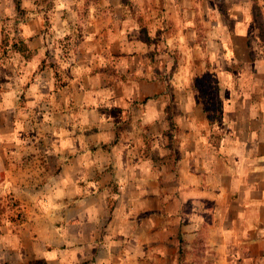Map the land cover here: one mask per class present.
Returning a JSON list of instances; mask_svg holds the SVG:
<instances>
[{
    "label": "crops",
    "instance_id": "0c3cea01",
    "mask_svg": "<svg viewBox=\"0 0 264 264\" xmlns=\"http://www.w3.org/2000/svg\"><path fill=\"white\" fill-rule=\"evenodd\" d=\"M135 1L141 9L147 0ZM97 6H87L92 25L60 19L48 34L14 25L8 40L11 25H0V193L21 213L0 215V264H180V225L197 264H264V40L248 34L252 19L224 22L206 40L204 72L215 74L221 106L211 126L181 78L165 103L164 86L142 64L151 43L163 46L168 33L180 43L194 31V11L180 8L183 25H162L155 40L154 25H95ZM12 10L0 0V16ZM66 36L71 54L60 48ZM46 46L62 81L49 67L36 70ZM109 59L133 65L122 70L127 79L151 78L136 85L141 93L150 85L157 100L132 103V85L93 73Z\"/></svg>",
    "mask_w": 264,
    "mask_h": 264
},
{
    "label": "rangeland",
    "instance_id": "374dc122",
    "mask_svg": "<svg viewBox=\"0 0 264 264\" xmlns=\"http://www.w3.org/2000/svg\"><path fill=\"white\" fill-rule=\"evenodd\" d=\"M12 2L13 10L11 14L9 15L8 13L6 15L4 13L3 16H0V25H11L10 29L7 26L3 27V38L8 40H14L17 37L18 31L14 25H44L45 34H48L50 25H60V19H63L64 25H92L91 15L88 14L87 9L89 2H93V4L100 3V6H97L95 10V25H154L149 33L153 35L157 31L156 40L163 33V30H161L163 29L162 25H166L167 29H175L176 32V28L173 25H183L184 17L186 15L188 17V13L180 11V8L184 10L191 8L194 11V31H184L185 37L181 35L180 43H178L179 40L174 35H169V33L165 35L163 46H159L161 41L158 42L159 45L151 43L152 50L149 52L148 61L142 63L144 67L148 68L149 73L154 75V79L158 80L159 78V81L164 86L165 92L163 95H159L158 98L162 96L165 103L173 101L171 89L175 84L179 83L180 78L181 84L184 85L185 89L191 88L194 91L193 77L204 73L205 67L208 65L207 51L211 46L208 47L206 40L210 37V32L215 33L218 25H224V22H226L233 28V25H235L233 20L237 17L252 19L253 22H249L251 25H247L248 34L253 37L258 36L260 40L263 39L260 27L264 26V0H178L177 3L176 0H147L142 4L141 9H138L135 0H87L86 2L85 0H70L68 1V10L63 8L64 0H12ZM176 12H178L179 21L174 24L172 15H176ZM207 21L209 23L205 24ZM186 25L188 26L189 23L185 22ZM254 25H256V28ZM236 31L242 32L243 30L237 29ZM167 32L172 31L167 30ZM175 32L172 33L175 34ZM189 34L191 37L194 36V41L197 45L189 43ZM66 37L61 41L62 46L60 48L63 54H71L76 51L77 47L68 41L70 36ZM20 43L21 45L18 49L28 58L29 54H26V46H23L22 42ZM51 49L52 47L46 46V50L41 51L42 58L35 62L36 70L39 71L49 67L56 75V79L62 81L57 74L58 63L48 55ZM159 53L161 54L160 56ZM132 66L128 67V63L125 65L116 64L114 60L109 59L105 63V67L98 66L93 70V73L104 70L103 72L107 75L109 84L132 85L131 88L135 91L132 97H136L130 99L132 103L144 102L146 101L145 97H149L147 101L155 102L157 98L153 99L152 97H157L158 94L152 93L150 85L144 86L142 93L139 85H136L139 81H149L152 80L151 78H142L138 74H133L129 76L130 78H126L125 75L130 70H134ZM171 68H175L173 75ZM124 69H127L128 73L122 72ZM157 73L159 77H157ZM175 75H177L176 78ZM176 131L178 130L171 123L169 129L165 132L169 139L170 148H173V135ZM16 204L12 195L0 193L1 218L5 217V212L16 209ZM109 208H112L111 205H109ZM7 217L8 219H20L21 213L14 210V214L10 216L9 213ZM199 261L196 256L188 254L187 250L186 259L182 264H197Z\"/></svg>",
    "mask_w": 264,
    "mask_h": 264
},
{
    "label": "trees",
    "instance_id": "16d2710c",
    "mask_svg": "<svg viewBox=\"0 0 264 264\" xmlns=\"http://www.w3.org/2000/svg\"><path fill=\"white\" fill-rule=\"evenodd\" d=\"M260 32L262 34V40H264V26L260 27ZM192 84L195 92L196 103L201 106L208 124L212 126L220 123L221 106L219 99V85L215 74L209 70L202 74H197L193 77ZM176 241L177 258L179 263L182 264L186 259L188 243L183 238L181 225L177 231ZM201 243L202 241H198V244Z\"/></svg>",
    "mask_w": 264,
    "mask_h": 264
}]
</instances>
